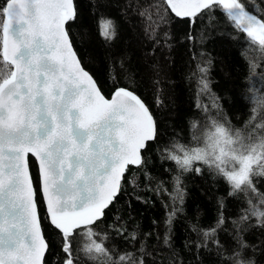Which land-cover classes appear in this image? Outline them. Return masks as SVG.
Instances as JSON below:
<instances>
[{
    "label": "snow or ice",
    "instance_id": "snow-or-ice-1",
    "mask_svg": "<svg viewBox=\"0 0 264 264\" xmlns=\"http://www.w3.org/2000/svg\"><path fill=\"white\" fill-rule=\"evenodd\" d=\"M163 3L166 12L190 22L205 10L220 11L246 34L248 49L257 46L264 59V0ZM77 16L75 0H0V264H46L52 246L63 254L59 264H82V258L88 264H144L131 253L114 256L105 246L107 232L94 226L121 192L130 166L145 163L142 151L157 140L156 120L129 88H117L111 98L102 94L81 66L69 36L67 25ZM98 29L106 42L117 34L110 19L101 18ZM248 59L251 72L256 65ZM199 83L201 90L208 89L205 77ZM248 91L253 107L243 128H234L227 118L193 121L189 142L176 141L164 150L178 173L175 199H183L181 175L193 171L197 162L226 180L229 195L247 197V208L233 221L237 247L226 256L227 264H256L247 254L251 246L241 225L255 218L264 227V192L254 183V178H264V111H258L264 109V95L253 87ZM30 156L38 161L44 218L55 241L41 226ZM223 223L221 214L216 227L200 230L203 243L197 247L212 241L223 252L215 239ZM84 237L88 243L82 245ZM131 238L136 239L135 233Z\"/></svg>",
    "mask_w": 264,
    "mask_h": 264
},
{
    "label": "trees",
    "instance_id": "trees-1",
    "mask_svg": "<svg viewBox=\"0 0 264 264\" xmlns=\"http://www.w3.org/2000/svg\"><path fill=\"white\" fill-rule=\"evenodd\" d=\"M75 4L77 19L67 27L84 68L108 98L120 87L138 94L151 110L158 132L157 140L144 151L145 163L130 166L121 192L95 230L107 232L105 246L114 256L131 253L134 259L142 257L144 264H227L226 256L237 247L233 221L247 208V197L229 195L226 180L197 162L193 171L181 175L183 199H175L178 173L175 163L164 158V150L176 141L188 143L193 121L203 124L211 118H227L234 128H243L253 107L249 87L264 95V59L257 46L248 49L246 34L233 28L220 11L205 10L190 22L166 12L163 0H75ZM101 18L115 22L117 34L111 41L100 35ZM246 49L256 65L251 72ZM201 77L208 82L207 90H201ZM29 161L42 227L55 241L44 218L37 164L33 157ZM254 183L264 192V178L256 177ZM221 214L224 223L216 229L215 239L223 252L212 241L198 248L203 243L200 230L216 227ZM241 228L251 246L247 254L256 264H264V227L252 218ZM80 243L87 244V237ZM62 255L52 246L46 264H59ZM82 264L88 262L82 258Z\"/></svg>",
    "mask_w": 264,
    "mask_h": 264
},
{
    "label": "water",
    "instance_id": "water-1",
    "mask_svg": "<svg viewBox=\"0 0 264 264\" xmlns=\"http://www.w3.org/2000/svg\"><path fill=\"white\" fill-rule=\"evenodd\" d=\"M179 18H181V19H188L187 17H179ZM70 39H71V37H70ZM72 41V40H71ZM73 44V43H72ZM73 48H74V46H73ZM74 50H75V48H74ZM76 51V50H75ZM77 53V52H76ZM77 56H78V54H77ZM78 58H79V56H78ZM80 59V58H79ZM80 62H81V60H80ZM81 66L82 67H84L83 66V64H82V62H81ZM85 69V68H84ZM86 70V69H85ZM86 71H88V70H86ZM89 72V71H88ZM90 73V72H89ZM91 74V73H90ZM94 78V77H93ZM95 79V78H94ZM98 84V83H97ZM99 86V85H98ZM124 88V87H123ZM114 93V92H113ZM112 93V94H113ZM135 93V92H134ZM102 94H103V92H102ZM136 94V93H135ZM136 95H138V94H136ZM139 96V95H138ZM105 97H106V95H105ZM140 97V96H139ZM107 98V97H106ZM111 98V97H110ZM141 98V97H140ZM142 99V98H141ZM143 100V99H142ZM143 102H144V100H143ZM145 103V102H144ZM146 104V103H145ZM146 106L148 107V105L146 104ZM149 108V107H148ZM150 110V109H149ZM151 112V111H150ZM154 118V117H153ZM155 119V118H154ZM34 158V157H33ZM35 159V158H34ZM35 161H36V164H37V168H38V161L35 159ZM29 169H30V163H29ZM30 172H31V170H30ZM38 174H39V183L41 182V178H40V173H39V168H38ZM32 175V174H31ZM32 180H33V177H32ZM121 184H122V182H121ZM33 186L35 187V184H34V181H33ZM36 188V187H35ZM119 195V194H118ZM117 195V196H118ZM109 207H110V205H109ZM108 207V208H109ZM107 208V209H108ZM107 209H105V211L107 210ZM42 226V225H41ZM47 254V253H46ZM45 257H46V255H45Z\"/></svg>",
    "mask_w": 264,
    "mask_h": 264
}]
</instances>
